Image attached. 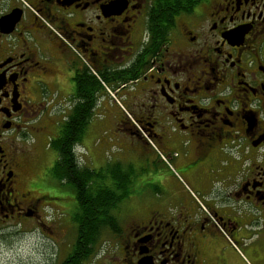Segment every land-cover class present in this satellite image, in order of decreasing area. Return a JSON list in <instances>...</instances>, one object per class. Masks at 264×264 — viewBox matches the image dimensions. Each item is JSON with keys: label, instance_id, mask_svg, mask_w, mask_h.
Here are the masks:
<instances>
[{"label": "flooded vegetation", "instance_id": "obj_1", "mask_svg": "<svg viewBox=\"0 0 264 264\" xmlns=\"http://www.w3.org/2000/svg\"><path fill=\"white\" fill-rule=\"evenodd\" d=\"M92 105L144 190L79 264H264V0H0V253L41 237L40 264L73 260L47 136Z\"/></svg>", "mask_w": 264, "mask_h": 264}, {"label": "rangeland", "instance_id": "obj_2", "mask_svg": "<svg viewBox=\"0 0 264 264\" xmlns=\"http://www.w3.org/2000/svg\"><path fill=\"white\" fill-rule=\"evenodd\" d=\"M111 109H115V107L109 108L107 115L103 107L94 110V114L90 121L91 128L89 134H87V136L81 142L76 144V155L78 158V163L81 166L88 164L87 166L90 168H102L103 170H105V168L109 169V167L112 166V171L114 172L120 168L119 172L116 174H106L104 178V185L110 189L115 186L117 189V194H123L121 197V202L130 203L135 197L143 193L142 190H144V187L140 186L142 185L140 182L143 180V176L139 172L138 168H133L132 164L127 163L128 161H135L133 159V154L127 155L128 158L122 160L120 159L121 161L119 163H121L122 166H126L131 169V171L125 175L124 173L128 168H122L116 163L118 162L119 156H124L123 152L120 151L118 144L119 137L122 136V132L119 131L118 128L113 124L114 122H110V120L114 121L116 117V114L112 112ZM50 137L52 136H47L48 143ZM48 147L49 153L46 155V158L48 159V169L43 171L44 175L42 183L51 185V191L55 194V203L60 204L61 209L66 210L69 208L67 212L70 210L77 211L76 203L74 201V192L66 185H61L58 181H54L52 179L53 177L51 178L49 171L56 159V154L50 146ZM163 159L165 163L163 161H157L154 163L153 174H158L161 170L163 172L168 171L179 183H183V176L181 172L173 169L171 167L172 163L168 159ZM135 164L138 165V161L135 162ZM163 168H165V170ZM146 181H148V179ZM140 187L142 190H140ZM115 203L118 204L119 201H115ZM125 207L126 206H120L121 211ZM74 231L75 228L70 226V229H68L67 232V238L64 239L65 241L62 243L63 246H68L69 242H71ZM114 239L115 237L110 231H104L99 242L95 245L94 250L90 254L91 261L95 255L102 252L103 248L108 242H111ZM43 240L44 239L41 237L38 239L21 238L17 240L16 242L12 243V249L8 253H0V263L6 258L10 257L9 264H40L43 260V252L47 251L46 249L42 248ZM41 251L42 253H40ZM57 252L58 256L55 259V263L60 260L62 255L65 253L64 250L60 251V247Z\"/></svg>", "mask_w": 264, "mask_h": 264}, {"label": "trees", "instance_id": "obj_3", "mask_svg": "<svg viewBox=\"0 0 264 264\" xmlns=\"http://www.w3.org/2000/svg\"><path fill=\"white\" fill-rule=\"evenodd\" d=\"M91 95L94 98L92 89ZM94 114L93 105L91 109H76L73 116L63 126L61 134L49 141V146L54 150L56 159L50 170L55 181L66 185L74 192L77 211L74 221L77 223L76 245L73 253V260L68 258L61 264H79L84 252V246L89 248L90 253L99 242L104 231L109 228H116L117 221L113 216L112 209L115 201H118L123 194H117L115 186L107 188L104 185V178L107 173L116 174L109 169L90 168L81 166L78 163L74 147L81 142L85 125L80 122L81 118H89ZM126 173V172H125ZM85 253V254H84Z\"/></svg>", "mask_w": 264, "mask_h": 264}]
</instances>
